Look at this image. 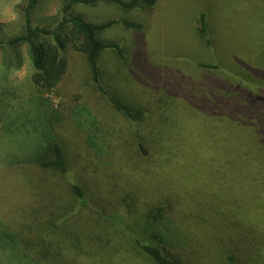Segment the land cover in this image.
<instances>
[{"label": "rangeland", "instance_id": "obj_1", "mask_svg": "<svg viewBox=\"0 0 264 264\" xmlns=\"http://www.w3.org/2000/svg\"><path fill=\"white\" fill-rule=\"evenodd\" d=\"M21 2L0 0V32L2 30L1 39L5 41L24 29V15L19 6ZM62 2L40 0L32 17L33 24L56 26L62 17ZM71 11L94 23L128 19L142 24L139 29H128L119 23L106 30L102 37L120 42L126 48L128 58L123 60L113 52L106 51L101 65L108 88L121 90L129 99L148 109L153 96H158L160 89L177 90V97L181 94L182 98L189 97L191 90L195 94L201 93L197 97L202 99L212 98L209 92L217 90L214 86L216 79L209 78L194 63L208 61L216 51L208 50L198 36L196 28L201 11L208 14L213 39L224 42L231 56L246 62L252 71L264 73V0H157L151 7L131 12H125L117 4L102 2L97 6L76 4ZM219 53L222 55L224 52ZM66 55L69 67L63 81L56 89L45 93L32 81L27 46L14 49L0 45V264H33L36 254L42 257L44 247L50 248L51 255L42 257V264H49L48 261L53 258L58 261L57 264H150L142 255L131 250L120 235H117V244L123 243V254H114L115 258L113 254L103 257V260L97 258L92 245L78 253L62 238V235L75 236L74 221L77 215L69 219L65 233L62 231L65 226L61 229L60 226L52 227L49 222H40L43 215L49 214L45 207L50 197L46 193L47 180L50 178L55 182V176L29 163L38 159L46 146L42 132L47 126L54 131L65 150L71 163L69 175L84 186L88 203H93L97 211H103L102 206L107 205L106 218L115 223L111 228L113 233H119L116 229L120 227V218L140 230L136 225L145 223L148 209V205L142 204L130 215L118 206L120 185L116 183L129 179L138 188L143 185L150 190L154 188L151 186L153 182H157L158 186L164 184L163 178H154L157 172L148 162L142 163L150 171L148 180L143 179L144 173L139 171L132 176L135 170L133 160L127 157L124 150L127 145L123 144L124 132H129V124L100 95L91 80L86 55L72 47L67 49ZM222 56L224 61L227 60L226 54ZM257 92L264 98V91ZM202 99H191L189 108L190 104L199 106ZM202 120L204 122L205 119L200 116L201 124ZM136 126L133 124L132 127L135 129ZM89 131L93 133L100 147L98 152L104 158L99 159L91 150L87 141ZM239 134H245V130L240 129ZM224 140L221 132L217 137L218 145H237L234 140L228 143ZM54 185L59 189L57 185L60 183ZM58 192L60 194L61 190ZM142 195L141 199L147 203L162 198H148L145 191ZM124 196L125 193L121 200ZM69 198L76 205L68 194L63 198L66 204ZM63 208L55 209V216H59L65 210ZM183 210L179 209L177 217L182 227L195 237L202 248L196 249L197 254L192 258L201 260L198 264H224L219 258V247L215 248L217 242L208 236V227L203 219L195 221L192 215ZM84 213L88 222L100 216L90 206L83 208ZM211 242L214 253L210 251L213 249ZM220 248L224 252L230 251L225 242L220 243ZM52 251L57 254L56 257ZM180 254L185 264H190L189 254L186 251H180ZM238 264L242 263L239 261Z\"/></svg>", "mask_w": 264, "mask_h": 264}, {"label": "trees", "instance_id": "obj_2", "mask_svg": "<svg viewBox=\"0 0 264 264\" xmlns=\"http://www.w3.org/2000/svg\"><path fill=\"white\" fill-rule=\"evenodd\" d=\"M21 1L19 6L24 15V29L6 41L1 39V30L0 45L14 49L27 46L32 81L45 93L53 91L63 81L69 67L66 55L69 47L85 54L91 80L100 95L129 124V132H124L123 144L127 145L124 147L127 157L133 160L135 170L132 176L139 171L144 173L142 178L148 180L150 171L142 164L148 162L157 172L154 178H163L164 183L159 186L157 182L151 183L153 190L141 185L148 198L162 197L147 203L141 199L144 191L131 180L123 179L118 184L115 182V185H120L118 206L130 215L142 204L148 205V209L145 223L136 225L140 230L120 218V227L116 229L119 233H113L111 228H114L115 223L106 218L107 205L102 206L103 211H97L93 203H88L84 186L69 175L71 163L65 150L57 135L47 126L42 132L46 146L38 159L29 163L55 176V182L50 178V181L47 180L46 193L50 197L45 207L49 214L43 215L40 222H49L52 227L60 226L61 229L65 226L62 230L65 233L69 219L77 215L74 221L75 236L62 235V238L75 247L78 253L94 246L97 258L101 260L109 254H113L114 258V254H123V243L117 244V235H120L131 250L142 255L150 264H185L180 251L189 254L190 264H198L201 260L192 257L197 254L196 249L202 248L195 237L182 227L177 217L179 209H185L195 221L203 219L208 227V236L217 242L215 248L219 247L221 256H218L224 264H238L239 261L242 264H264V98L257 92L264 91V73L252 71L246 62L231 56L224 42L213 39L208 14L201 11L196 28L198 36L208 50L212 52V49H216L217 52H213V58L210 57L208 61L194 63L209 78L216 79L214 86L217 90H211L209 95L213 97L205 99L197 97L201 93L195 94L189 90L190 99H187L182 98L181 94L177 97V90L160 89L158 96H153L148 109L129 99L121 90L108 88L101 65V58L106 51L113 52L123 60L128 58L126 48L120 42L104 39L103 33L119 23L128 29H139L142 24L128 19L94 23L71 10L76 4L97 6L108 2L117 4L125 12H131L151 7L157 0H63L62 17L54 27L33 24L32 17L40 0ZM219 52H224L222 55L226 54L228 61H224ZM191 99L202 100L199 106L190 104L189 108ZM200 116L205 119L202 124L199 122ZM133 124H137L135 129ZM240 129H244L245 134L240 135ZM221 132L226 143L234 140L237 145H218L217 137ZM93 136L89 131L88 144L95 155L102 159L104 155L99 154L100 147ZM57 183L62 185H57L59 189L54 185ZM66 194L73 197L76 205L71 198L66 204L63 199ZM88 205L100 215L89 222L84 218L87 214H82L83 208ZM60 206L65 210L55 216L54 211ZM218 242L227 243L230 251L224 252ZM211 246L213 249L208 248L214 253L212 242ZM52 253L56 257L57 254L54 251ZM36 255L33 264H42V257L51 255L50 248H43L42 257ZM57 262L55 258L48 261L49 264Z\"/></svg>", "mask_w": 264, "mask_h": 264}]
</instances>
